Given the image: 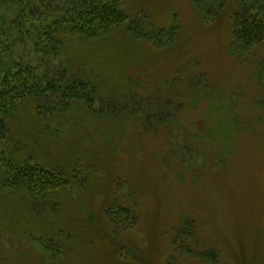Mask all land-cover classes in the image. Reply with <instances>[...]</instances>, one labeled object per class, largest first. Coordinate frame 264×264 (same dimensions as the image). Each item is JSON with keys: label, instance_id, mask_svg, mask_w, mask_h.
Returning <instances> with one entry per match:
<instances>
[{"label": "rangeland", "instance_id": "rangeland-1", "mask_svg": "<svg viewBox=\"0 0 264 264\" xmlns=\"http://www.w3.org/2000/svg\"><path fill=\"white\" fill-rule=\"evenodd\" d=\"M23 1L49 21L74 0ZM17 6L0 0V88H19L24 63L84 90L0 113V188L11 161L69 181L38 200L0 189V264H264V46L232 51L229 16L190 0H122L142 39L59 34L44 59L4 32Z\"/></svg>", "mask_w": 264, "mask_h": 264}, {"label": "trees", "instance_id": "trees-1", "mask_svg": "<svg viewBox=\"0 0 264 264\" xmlns=\"http://www.w3.org/2000/svg\"><path fill=\"white\" fill-rule=\"evenodd\" d=\"M13 4L18 5V12L14 19L8 24V28L4 32L8 33L12 28H18L22 36V39H29V36H34L33 44L34 48L40 49V53L44 55V59L56 54L63 46L64 42L59 38V34H67L72 38H86L88 40H96L102 35L109 36L121 27L125 26L128 33L133 36H138L142 39L143 34L137 31L136 27L128 15H126L121 9L120 4L122 0L116 2L112 1H97L96 0H74L68 4L67 11L61 10L59 17L56 19H50L47 16L48 7L44 3L37 5L25 2L23 0L17 2V0H7ZM45 2V0H43ZM209 8L204 9L202 1L190 0V2L198 10L197 14L203 19L210 20V17H215L222 12H225L232 21V41L230 48L233 51L234 47L238 43L243 51L252 47L264 46V0H211ZM47 3V2H45ZM50 7L51 3H47ZM43 6L46 8L43 9ZM200 6V8H199ZM30 7V10H29ZM207 10V11H205ZM202 11V12H201ZM213 18V19H216ZM31 20L34 27H28L27 21ZM44 19V21H42ZM246 48V49H244ZM46 50H49L48 52ZM240 52V54L243 53ZM52 53V54H50ZM234 53V52H233ZM239 56V52L234 53ZM55 56V55H53ZM43 59V60H44ZM48 60V59H47ZM46 62L42 61V64ZM18 66L19 71H16V77L20 78L18 82L19 88L10 90L9 88H0V113L8 117L6 110L11 108V104L14 101H22L25 98L30 97L33 93H37L36 96H43L46 93L54 92L62 88L65 93L61 96L62 101L77 97V93L80 90H84L83 85L79 87H70V82L60 83L58 81L48 82L42 81L40 72L35 70L24 63ZM20 74V76H19ZM39 74V75H37ZM34 75L37 77L34 79ZM61 79H64L63 74ZM27 76L32 78L31 81H24L23 77ZM44 78V77H43ZM45 80V78H44ZM9 82L6 77L5 82ZM57 83V84H55ZM44 85V86H43ZM59 93V92H58ZM14 94V96H11ZM10 102V103H9ZM15 108V106H14ZM1 139V137H0ZM4 162V161H3ZM13 172H15L14 178L11 180L7 175V179L10 183H5V188H21V192L25 190L31 192L33 199H42L45 194L51 193L53 190L60 189L62 185H66L69 182L65 175L59 171H49L40 167L38 164L32 165L30 162L16 164L15 162H9ZM3 168H6L3 163ZM17 174V175H16ZM5 188L1 187L2 191ZM51 191V192H50Z\"/></svg>", "mask_w": 264, "mask_h": 264}]
</instances>
